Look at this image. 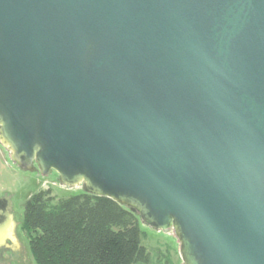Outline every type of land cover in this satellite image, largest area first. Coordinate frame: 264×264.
<instances>
[{"label":"water","instance_id":"water-1","mask_svg":"<svg viewBox=\"0 0 264 264\" xmlns=\"http://www.w3.org/2000/svg\"><path fill=\"white\" fill-rule=\"evenodd\" d=\"M0 140L173 230L183 264H264V0H0Z\"/></svg>","mask_w":264,"mask_h":264},{"label":"trees","instance_id":"trees-1","mask_svg":"<svg viewBox=\"0 0 264 264\" xmlns=\"http://www.w3.org/2000/svg\"><path fill=\"white\" fill-rule=\"evenodd\" d=\"M57 199L43 189L24 205L21 228L36 264H150L137 213L85 191Z\"/></svg>","mask_w":264,"mask_h":264},{"label":"rangeland","instance_id":"rangeland-1","mask_svg":"<svg viewBox=\"0 0 264 264\" xmlns=\"http://www.w3.org/2000/svg\"><path fill=\"white\" fill-rule=\"evenodd\" d=\"M43 189H51L53 195L59 199L67 198L83 192L81 186L69 187L60 182L59 174L56 172L44 176L40 171H25L21 169L12 159V152L3 145L0 140V197L6 194L12 202L13 220L17 222L15 233L20 243L25 246L27 259L20 263L14 259L10 264H36L29 247V239L21 228L24 205L33 194ZM143 231L142 244L151 254L150 264H183L179 253V243L173 230L168 232H157L154 229L141 224ZM7 243H10L7 240ZM2 256L7 259L13 257L11 250H7Z\"/></svg>","mask_w":264,"mask_h":264},{"label":"flooded vegetation","instance_id":"flooded-vegetation-1","mask_svg":"<svg viewBox=\"0 0 264 264\" xmlns=\"http://www.w3.org/2000/svg\"><path fill=\"white\" fill-rule=\"evenodd\" d=\"M6 251H3V250H0V255H1V257L2 256H4L6 253H5ZM13 259V257H11V260ZM13 261V260H12Z\"/></svg>","mask_w":264,"mask_h":264}]
</instances>
